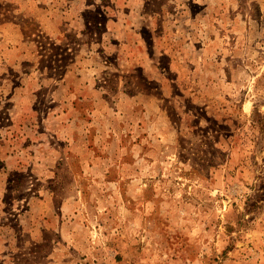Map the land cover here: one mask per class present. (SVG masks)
<instances>
[{
	"label": "rangeland",
	"instance_id": "rangeland-1",
	"mask_svg": "<svg viewBox=\"0 0 264 264\" xmlns=\"http://www.w3.org/2000/svg\"><path fill=\"white\" fill-rule=\"evenodd\" d=\"M0 264H264V0H0Z\"/></svg>",
	"mask_w": 264,
	"mask_h": 264
}]
</instances>
